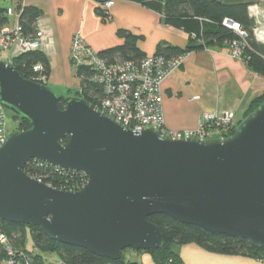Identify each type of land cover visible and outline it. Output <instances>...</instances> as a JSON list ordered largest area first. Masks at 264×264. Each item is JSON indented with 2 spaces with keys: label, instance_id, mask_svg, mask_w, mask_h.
Returning a JSON list of instances; mask_svg holds the SVG:
<instances>
[{
  "label": "water",
  "instance_id": "1",
  "mask_svg": "<svg viewBox=\"0 0 264 264\" xmlns=\"http://www.w3.org/2000/svg\"><path fill=\"white\" fill-rule=\"evenodd\" d=\"M0 104L29 123L0 146V220L110 260L126 248L163 247L148 220L156 213L264 248V101L230 136L173 139L125 128L85 97L64 96L0 60ZM31 159L87 181L53 188L23 171Z\"/></svg>",
  "mask_w": 264,
  "mask_h": 264
},
{
  "label": "crops",
  "instance_id": "2",
  "mask_svg": "<svg viewBox=\"0 0 264 264\" xmlns=\"http://www.w3.org/2000/svg\"><path fill=\"white\" fill-rule=\"evenodd\" d=\"M17 1L41 10L35 25L43 30L40 49L48 58L47 86L66 94L81 91L77 68L70 57L75 35L100 52L124 42L125 35L120 31L129 33L145 56L157 53L160 44L182 49L188 43L183 30L165 25L159 13L136 1L114 0L106 15L96 11L94 0H0V7H16ZM13 18L9 17V22ZM161 87L165 127L170 131L185 130L196 127L207 111L232 110L235 122L240 121L250 101L264 90V76L251 70L226 43L188 51L182 65L168 74ZM175 250L182 264H264L260 258L210 253L191 243L175 246ZM46 254L41 259H49ZM127 255L136 261L152 256L138 251Z\"/></svg>",
  "mask_w": 264,
  "mask_h": 264
},
{
  "label": "trees",
  "instance_id": "3",
  "mask_svg": "<svg viewBox=\"0 0 264 264\" xmlns=\"http://www.w3.org/2000/svg\"><path fill=\"white\" fill-rule=\"evenodd\" d=\"M102 3L107 0H94ZM136 1L159 13L160 20L165 25L171 26L177 30H183L187 34V45L179 49L175 46L159 45L157 53H163L166 56L176 55L188 52L193 49L204 48L210 45L228 44L231 50V43L239 42L242 46V58L246 61L247 66L264 76V42L258 41L253 36L255 20L249 15V6L258 3V0H131ZM21 7L17 1V10ZM5 6L0 7V26L7 24L9 18L4 16ZM96 11L104 14V11L96 4ZM41 10L37 6L24 5L19 13V23L27 34H33L36 30V19L40 16ZM225 19L232 22H238L241 28L245 30L247 36L241 39L231 28L223 25ZM125 35V40L121 44L104 48L99 53L100 56L107 57L110 61L134 59L138 60L144 57L142 50L134 43V36L129 33L119 32ZM11 65L24 78L33 80V65L40 62L43 65L44 80L42 83L47 85L49 75L48 58L39 48L15 54L11 59ZM76 75L80 79L81 91H70L71 95L85 97L92 102L89 95L94 91L88 77L92 71L84 66L76 67ZM69 93V94H70ZM66 96V95H64ZM264 101V90L258 96H255L249 103L248 109L242 117H246L252 110ZM64 106L63 97L60 100V108ZM16 117V116H15ZM19 118L18 126L20 129L29 128L27 120ZM241 121V119H240ZM235 122V127L239 122ZM231 132V133H232ZM65 172V173H64ZM32 173L39 174L43 177L42 181L50 183L53 187L58 185H70L71 190H77L87 181L86 176L80 171L65 170L60 173L53 167L33 169ZM148 220L157 224L161 231L164 242L163 247L157 250H134L138 252H149L155 258L157 264H182L179 253L176 252L175 246L194 244L201 250L217 253L221 255H240L248 256L254 259L264 260V248H255L248 241L232 239L225 235L210 233L205 229L194 225H186L173 220L168 215L158 214L150 215ZM4 233L10 242V246L15 250H25L35 262H41L43 254H56L63 264H141L133 261L128 256L121 253L119 259L110 260L106 257H100L85 248L75 247L72 245L56 242L46 236L38 226L31 224L8 223L0 220V233ZM29 232L32 237V244L29 248L25 247V235ZM174 245V249L172 248ZM130 249V248H126ZM125 250V249H124ZM133 250V249H131ZM4 245L0 244V264L6 258ZM34 262V263H35Z\"/></svg>",
  "mask_w": 264,
  "mask_h": 264
},
{
  "label": "built area",
  "instance_id": "4",
  "mask_svg": "<svg viewBox=\"0 0 264 264\" xmlns=\"http://www.w3.org/2000/svg\"><path fill=\"white\" fill-rule=\"evenodd\" d=\"M113 3L114 0L96 2L105 15ZM258 3L250 4L249 15L255 20L253 28L255 37L264 41V26H262L264 10ZM22 7V4L18 10L15 7H6L2 13L8 18L14 17L12 22L0 26V53H4V51L9 53V63L17 53L39 49L44 39L43 30L39 25H35L36 30L33 34L23 31L19 23V13ZM223 25L231 28L241 39L245 40L247 33L238 22L225 19ZM70 46L72 63L76 67L84 66L92 71V75L87 79L94 88V91L89 95L93 105L109 115L115 122H120L125 128L140 132L143 128L153 127L160 132L161 137L168 136L173 139L186 137L222 139L233 133L235 117L232 110L207 111L203 113L202 121L194 128L170 131L165 127L161 83L172 70L182 65L187 52L171 56L160 52L141 57L138 60L116 59L110 61L107 57L100 56L98 52L92 50L79 35L72 38ZM241 49L242 46L239 42L231 43V52L235 56H242ZM32 70L33 81L42 83L44 80L43 65L38 62L33 65ZM6 114V109L0 104V146L6 142L9 132H11ZM19 129L18 126L17 130ZM46 167H53L60 173L66 170L51 166L44 161L31 159L24 165L23 171L29 177L42 181L43 177L32 173V170ZM47 184L52 186L50 183ZM54 187L71 190V186L66 184ZM0 244L4 245L8 264H31L27 253L12 249L8 238L2 232L0 233Z\"/></svg>",
  "mask_w": 264,
  "mask_h": 264
},
{
  "label": "rangeland",
  "instance_id": "5",
  "mask_svg": "<svg viewBox=\"0 0 264 264\" xmlns=\"http://www.w3.org/2000/svg\"><path fill=\"white\" fill-rule=\"evenodd\" d=\"M258 2H259L258 5H260V7L264 10V0H258ZM262 26H264V22H263ZM253 36H254V38H256L255 35H254V33H253ZM256 39L258 41L264 42L261 39H258V38H256ZM8 58H9V53L8 52H5L4 51V53H0V60L8 62L9 61ZM58 92L60 94L62 93L63 95H66V96L67 95H71V94H66L65 92H62V91H58ZM6 116L8 117V127H9V130L10 131L17 130L18 129V126L17 125H18L19 118H16L15 116H13L8 110H7ZM24 237H25V247L26 248H29L30 245L32 244V237H31V235H30L29 232H27ZM172 248L174 249V245H173ZM20 251H23V250H20ZM135 252H137V251H134V250H131V249H125L124 252H123V255L128 256L127 255L128 253H135ZM46 255H48L49 259H45V257H43V259H42L41 262L40 261L39 262H35L36 259L33 260L32 257H30L29 254H28V259L30 260L31 264H61V261L60 260H57L58 258H56L55 254H51V255L50 254H46ZM150 258L151 259H147V258L146 259L143 258L141 260L140 259H137V258L136 259L139 262H143L142 264H151V263L157 264V262L155 261V258H154L153 255L150 256ZM5 260H6V258H5ZM131 260L135 261L134 258H132ZM3 264H8V263L5 261Z\"/></svg>",
  "mask_w": 264,
  "mask_h": 264
}]
</instances>
